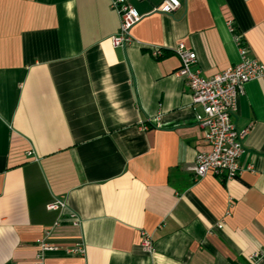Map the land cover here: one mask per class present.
<instances>
[{
  "label": "crops",
  "instance_id": "obj_1",
  "mask_svg": "<svg viewBox=\"0 0 264 264\" xmlns=\"http://www.w3.org/2000/svg\"><path fill=\"white\" fill-rule=\"evenodd\" d=\"M160 1L125 0L140 19L113 48L109 0H0V264H33L45 232L42 264H250L264 249V80L237 99L239 175L194 179L207 147L173 53L221 72L239 61L231 27L264 66V0ZM77 242L84 258L65 252Z\"/></svg>",
  "mask_w": 264,
  "mask_h": 264
},
{
  "label": "built area",
  "instance_id": "obj_2",
  "mask_svg": "<svg viewBox=\"0 0 264 264\" xmlns=\"http://www.w3.org/2000/svg\"><path fill=\"white\" fill-rule=\"evenodd\" d=\"M178 6L177 0H162L153 7V12L170 14ZM109 7L115 11L119 22L116 33L109 39L110 45L113 48H124L131 43L130 30L139 21L140 16L126 4L125 0H109ZM229 31L237 46L239 61L209 77H203L198 69L192 68L195 63V54L191 50L186 49L182 43H177L173 48V53L179 62L175 75L183 80L189 91L190 105L193 111L197 110L195 120L202 132V141L207 147L206 151L195 155L191 169L194 179L202 178L209 173L222 181H228L239 175L241 169L237 160L244 151L242 140L247 130L237 131L232 122L237 99L243 93L245 83L252 80H264V66L248 58L240 36L235 34L231 27ZM150 51L153 58L161 55V50L158 48ZM63 207L60 201H54L49 203L46 209L57 210ZM72 221L76 222V220ZM221 225L218 223L216 227L220 229ZM47 236L48 232H45L42 238L36 240L37 252L33 264H42L44 253L56 250L45 241ZM140 236L141 251L151 254L153 251L151 239L144 233ZM65 252L81 258L85 256L82 242L66 248ZM248 260L250 264L264 261V249L250 255Z\"/></svg>",
  "mask_w": 264,
  "mask_h": 264
}]
</instances>
